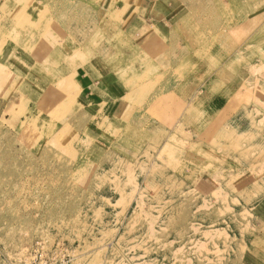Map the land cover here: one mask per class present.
Returning <instances> with one entry per match:
<instances>
[{
	"label": "rangeland",
	"instance_id": "1",
	"mask_svg": "<svg viewBox=\"0 0 264 264\" xmlns=\"http://www.w3.org/2000/svg\"><path fill=\"white\" fill-rule=\"evenodd\" d=\"M45 1L0 0V264L35 247L72 264H264V0H53L111 4L121 29L97 40L115 69L89 68L95 42L72 60L92 15L52 18ZM149 17L165 37L142 31ZM38 41L62 54L34 64ZM99 71L119 79L89 88Z\"/></svg>",
	"mask_w": 264,
	"mask_h": 264
},
{
	"label": "crops",
	"instance_id": "2",
	"mask_svg": "<svg viewBox=\"0 0 264 264\" xmlns=\"http://www.w3.org/2000/svg\"><path fill=\"white\" fill-rule=\"evenodd\" d=\"M85 2H87V0H84ZM131 1V2H130ZM154 1L155 0H150V2H151V4L150 5H148L145 9V11H147L148 12V9L150 10V9H152L153 8V6L152 5H154ZM128 2H129V4H133L134 3V1L133 0H128ZM45 3H46V5L47 6H49L51 9H50V15L52 16V18H53V16H58V15H68V16H73V15H75V14H81V15H87V19L89 20V18H88V16H91L92 15V18L90 19V20H92V24L94 25V27H98V29H99V33H97V34H99V37H101V38H103V33L105 32V34H109L108 35V39H112L111 38V36H113L114 34H116V33H118V29H121L120 28V24L118 25L117 23H113V22H110V21H108V23H105V22H102L101 23V21H103L104 20V17L106 16V15H109L110 13H111V10H112V8L110 9V8H108V9H106L105 7H104V4H105V2L104 3H102V5H98V6H93V4H91V8L92 9H90V10H88L87 12L86 11H84V10H81V11H79V13H75V14H68V13H62V12H60V11H58V8H55V7H53V0H47V1H45L44 3H40V5L42 6V7H46V5H45ZM88 3V2H87ZM86 3V4H87ZM87 5H89V4H87ZM31 6V5H30ZM30 6H28L27 8V10L25 11L27 14H35V13H39V11H40V9H38V8H36V7H30ZM109 7V6H108ZM115 8V7H114ZM122 8V7H121ZM128 8H129V6H128ZM116 9H119V6L118 7H116ZM106 10V11H105ZM35 11H37V12H35ZM25 12H23V13H25ZM94 16H96V18H95V20H94ZM148 16V15H147ZM131 17H129L128 16V24H127V27H128V29H131V28H134L135 27V22L134 21H129V19H130ZM86 19V20H87ZM131 19H133V18H131ZM85 20V21H86ZM133 20H135V19H133ZM148 20H151L152 21V23L151 24H149V27H147L146 28V26H147V18H144L143 19V21H144V23H142V27H145L146 29H144V28H142V31L143 30H145V31H149V32H151V31H153V34L154 35H157V33L156 32H154L155 30H157V32H159V33H161V35L163 34V36L165 37V29L162 27V26H157V24H156V19H154V18H151V17H149L148 18ZM87 22V21H86ZM112 25V26H111ZM156 26V29L155 30H153L152 29V26ZM114 27L116 28V30H114ZM91 29V28H90ZM97 28H95V32H98L97 30H98ZM148 29H150V30H148ZM162 29V30H161ZM111 30H113V31H111ZM88 31H91V30H85V32H88ZM101 31V32H100ZM123 31H126V30H123ZM182 32V31H181ZM129 33H131V32H129ZM97 34H95V36H94V38L91 36V38H89L88 36L86 37V35H87V33L85 34V37L83 38V39H81V42H78V46H79V48H80V51H81V55H83L82 54V48H83V46L84 45H86V46H88L89 44H92V42H95V43H97V50H98V54L100 53V56L101 57H99L98 58V60L97 61H93L92 63H89L91 66L89 67V68H91V67H96V68H99L98 66H99V64L100 63H104L105 61L106 62H112V65L114 64L115 65V63L117 62V60H115V59H112L109 55H107V54H109V53H105L104 52V50H102V48L104 47V46H107V45H109L110 44V42L108 41H104V39H103V41H100V42H98V40L96 39V38H98V36L96 37V35ZM183 34V33H182ZM131 35H129V37H130ZM167 36H168V34H167ZM90 39H91V41H90ZM96 40V41H95ZM90 41V42H89ZM37 44V46H35V47H33V49H34V51H33V54H31V60H33V62H34V64H35V61L37 62V60H36V58H38V61H39V58L41 59V56H44V58H46V57H48L49 55H50V52L49 51H47V49L44 47V45H43V43L42 42H40V41H38V42H36ZM108 43V44H107ZM88 44V45H87ZM99 44V45H98ZM103 45V46H102ZM75 46V45H74ZM43 49L44 50V52H42V50H37V49ZM35 50H37V51H35ZM41 52V53H40ZM41 54V55H40ZM62 53H60L59 55H61ZM102 54H103V56H102ZM34 55V56H33ZM51 55H53L54 57H56L53 53H51ZM105 55H106V57H105ZM43 58V59H44ZM132 59V58H131ZM131 59L130 58H128L127 57V60H130L131 61ZM42 61H44V60H42ZM130 61H128L127 63H129ZM12 63L11 61H8V62H6L7 64L8 63ZM84 62H86V64L88 63L87 62V60L86 61H84ZM36 65H37V63H36ZM34 66V65H33ZM88 64L86 65V68H88ZM116 66V65H115ZM35 67H37V66H34L33 67V69H35V70H37V71H40V68H35ZM113 68H114V66H113ZM116 68V67H115ZM39 69V70H38ZM117 69H118V67H117ZM116 69V70H117ZM107 73V72H106ZM102 73V71H99V72H96V74H94V73H92L91 75L89 74V76H87V78H86V85H88V87L89 88H91V89H95V88H98V86H100V85H103L104 86V84L107 82V81H109L111 78V81H109V82H111V84L112 83H116L115 82V78L118 80L119 79V74L118 73H116L115 72V74H114V72H113V74H109V73ZM101 74H103V75H101ZM48 76V77H47ZM47 76H45V75H43V77L45 78V79H47V80H50V79H53V80H55L56 79V77L55 76H50L49 74L47 75ZM51 77V78H50ZM118 82V81H117ZM47 85H49V82H48V84ZM112 92V91H111ZM89 94V93H88ZM87 93H85V96H84V94H81L80 96H81V99L84 101L85 99L86 100H91V98L89 97V95H88ZM98 95V94H97ZM85 100V101H86ZM247 261V260H246ZM245 261V262H246Z\"/></svg>",
	"mask_w": 264,
	"mask_h": 264
},
{
	"label": "bare ground",
	"instance_id": "3",
	"mask_svg": "<svg viewBox=\"0 0 264 264\" xmlns=\"http://www.w3.org/2000/svg\"><path fill=\"white\" fill-rule=\"evenodd\" d=\"M76 1L77 0H70V2H68V5H67V7L68 8H70V7H75V5H76ZM115 1V0H114ZM193 1V0H192ZM192 1L190 2L191 4H193L192 3ZM196 0H194V2H195ZM202 1V0H201ZM208 0H206V2H207ZM214 1V3H217V2H220V1H222V0H213ZM81 2H83V0H78L77 1V7H81ZM187 2H188V0H187ZM209 2V1H208ZM184 3V2H183ZM189 3V2H188ZM196 3V2H195ZM200 3V2H199ZM202 3V2H201ZM217 5V4H216ZM87 6H91V4L89 3V5H87ZM205 6V5H204ZM109 7H110V9H111V4H109ZM192 8V7H191ZM106 11V10H105ZM207 12V11H206ZM205 12V13H206ZM208 13V12H207ZM203 15H205V14H203ZM196 16V15H195ZM204 17V16H203ZM26 19V18H25ZM27 20V19H26ZM29 21V20H28ZM87 21V20H86ZM85 21V22H86ZM105 21V20H104ZM23 22V21H22ZM30 22V21H29ZM72 22V20L69 22V23H71ZM84 22V23H85ZM103 21H101V23H102ZM32 23L33 22H30V25H32ZM68 24V23H67ZM18 25H19V27H18ZM15 26V25H14ZM89 26V25H88ZM112 26V25H111ZM33 27V26H32ZM16 28H17V30H20L21 32H23V34L25 35L26 33H27V35L26 36H28V34L31 32V31H26L27 29L21 24V22L20 23H17L16 24ZM35 28V27H34ZM97 29H98V27H96ZM87 29V28H86ZM154 29V28H153ZM23 30V31H22ZM114 30H116V28L114 27ZM119 30V29H118ZM232 30V29H231ZM98 32H99V29L97 30ZM233 31V30H232ZM101 32V31H100ZM119 32V31H118ZM121 32V31H120ZM154 32H156V33H158L159 34V32H157V30L156 31H154ZM84 33V32H83ZM86 33V32H85ZM219 33V32H218ZM230 33V32H229ZM240 33V32H239ZM118 34V33H117ZM121 34V33H120ZM119 34V35H120ZM99 34H97L96 35V37L98 36ZM103 35V34H102ZM122 35V34H121ZM120 35V36H121ZM175 35V34H174ZM230 35V34H229ZM232 35V34H231ZM84 36V35H83ZM155 36V35H154ZM99 37V36H98ZM104 37V36H103ZM228 37H230V36H228ZM113 38V37H112ZM119 38V37H118ZM121 38V37H120ZM233 39H234V37H232ZM97 39V38H96ZM108 39V38H107ZM110 40V39H109ZM227 40V39H226ZM231 40V39H230ZM76 41V40H75ZM90 41H91V39H90ZM89 41V42H90ZM122 41V40H121ZM233 41V40H232ZM106 42V41H105ZM108 42V41H107ZM120 42V41H119ZM225 42V41H224ZM223 42V43H224ZM94 43V42H93ZM124 43V42H123ZM35 44H37V43H35ZM152 44V43H151ZM150 44V45H151ZM225 44V43H224ZM224 44H222L223 46H224ZM228 44V43H227ZM88 45V44H87ZM99 45V44H98ZM119 45V44H118ZM125 45V44H124ZM123 45V46H124ZM229 45V44H228ZM37 46V45H36ZM55 48H54V47ZM66 46V45H65ZM89 46V45H88ZM103 46V45H102ZM113 46V45H112ZM120 46V45H119ZM45 47V46H44ZM52 47V48H51ZM150 47V46H149ZM16 48V47H15ZM77 48V47H76ZM75 48V49H76ZM78 48H79V46H78ZM85 48H86V45H85ZM94 48V47H93ZM107 48V47H106ZM46 49H47V51H51V49H53V54L55 53V55L57 56L58 54H59V52H58V50H57V47H56V45L55 44H48L47 45V47H46ZM74 49V50H75ZM198 49V48H197ZM225 49H226V47H225ZM103 50V49H102ZM105 50V49H104ZM117 50V49H116ZM118 51V50H117ZM184 51H189V47H183V46H177L175 49H174V52H173V54L171 55V57H172V59H171V61H170V63H172V62H176L177 60H179L181 57H180V52L181 53H183ZM195 51V50H194ZM14 52V51H13ZM104 52H107V51H104ZM16 53V52H15ZM96 53V52H95ZM76 54H81V51H80V49H79V51L78 52H76V53H74L73 52V54L71 55V58H72V60H74L73 59V57H75V55ZM100 54V53H99ZM70 55V54H69ZM107 55H109L110 56V53L109 54H107ZM131 55H134V54H131ZM96 56V55H95ZM102 56H103V54H102ZM14 57V56H13ZM101 57V56H100ZM105 57H106V55H105ZM135 57V56H134ZM133 57V58H134ZM64 58V57H63ZM67 58V57H66ZM69 58V57H68ZM89 59V58H88ZM131 59V58H130ZM147 59V58H146ZM120 61V60H119ZM119 61H117V62H119ZM128 61H130V60H125V63L126 62H128ZM132 61V60H131ZM131 61H130V63H131ZM110 63H112V62H110ZM110 65H112V64H110ZM119 65V64H118ZM130 65V64H129ZM128 64L126 65V67H128L129 66ZM145 65L148 67V68H151V69H154V68H157V67H159V64H157V63H154V62H151V60H150V62H149V60L148 61H146L145 62ZM113 66H114V69H115V65L113 64ZM123 66V65H122ZM164 65L162 64V67H163ZM24 67V66H23ZM83 67V66H82ZM113 69V70H114ZM39 70V69H38ZM38 74V73H37ZM40 75V74H39ZM41 76V75H40ZM42 77V76H41ZM71 79V78H70ZM61 80V79H60ZM65 85V84H64ZM169 96H167L166 97V100H167V98H168ZM129 99H127V101H128ZM54 101V100H53ZM51 103H52V101H51ZM133 124V123H132ZM128 127V126H127ZM132 127V126H131ZM134 134V133H133ZM123 135V134H122ZM121 135V136H122ZM127 137V136H126ZM136 142V141H135ZM137 143V142H136ZM133 146V145H132ZM24 254H25V250L23 251V250H21L18 254H17V256H16V258H15V260H16V262L18 263V260L19 261H22L23 260V257H24ZM22 259V260H21ZM24 263H27V261H24Z\"/></svg>",
	"mask_w": 264,
	"mask_h": 264
},
{
	"label": "built area",
	"instance_id": "4",
	"mask_svg": "<svg viewBox=\"0 0 264 264\" xmlns=\"http://www.w3.org/2000/svg\"><path fill=\"white\" fill-rule=\"evenodd\" d=\"M27 260V263L24 264H72L68 258L44 251L39 247H35L29 252Z\"/></svg>",
	"mask_w": 264,
	"mask_h": 264
}]
</instances>
